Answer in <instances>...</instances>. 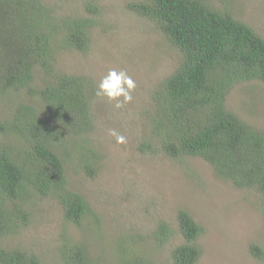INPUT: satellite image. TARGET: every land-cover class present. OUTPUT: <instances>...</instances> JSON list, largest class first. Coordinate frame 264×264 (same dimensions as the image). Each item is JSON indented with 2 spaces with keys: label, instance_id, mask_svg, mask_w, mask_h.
Masks as SVG:
<instances>
[{
  "label": "trees",
  "instance_id": "trees-1",
  "mask_svg": "<svg viewBox=\"0 0 264 264\" xmlns=\"http://www.w3.org/2000/svg\"><path fill=\"white\" fill-rule=\"evenodd\" d=\"M130 6L155 23L182 55L178 68L152 95L156 141L171 157L203 159L219 179L252 190L264 201V129L227 107L236 85L264 83V39L227 8L219 11L205 0H136ZM48 11L38 0H0V99L35 88L37 68L48 76L35 94L47 112L18 101L12 122L0 123V131L17 144L0 143V264H46L34 253L2 243L30 224L36 196L59 200L65 219L78 225L89 212L83 197L67 188V156L57 151H67L68 138L80 139L74 148L85 150L86 133L93 127L89 108L94 93L86 78L57 73L55 66L60 47L86 52L93 20L64 18L55 26ZM152 149L149 142L140 147ZM178 226L184 243L172 252V264H196L201 252L196 242L203 230L185 211L178 214ZM172 235L162 222L155 243L162 245ZM260 244L249 250L264 260ZM127 246L118 258L121 264H152ZM106 254L100 256L108 259ZM90 257L89 250L68 240L57 262L117 264L98 257L90 262Z\"/></svg>",
  "mask_w": 264,
  "mask_h": 264
},
{
  "label": "rangeland",
  "instance_id": "rangeland-1",
  "mask_svg": "<svg viewBox=\"0 0 264 264\" xmlns=\"http://www.w3.org/2000/svg\"><path fill=\"white\" fill-rule=\"evenodd\" d=\"M39 1L51 12L48 15L55 26H61L64 18L93 20L86 52L60 47L55 66L57 73L86 78L94 93L89 108L93 127L86 133L85 150L74 148L80 139L68 138L67 151L62 147L57 151L67 156L63 157L67 188L83 197L89 212L78 225L65 219L59 200L38 195L32 201L30 224L2 243L9 249L34 253L46 264H58L68 240L89 250L90 262L98 257L119 264L127 244L135 256H144L152 264H172V252L184 243L178 214L185 211L203 230L196 242L201 249L196 264H264L249 250L254 243L264 249V201L258 193L219 179L199 157H171L153 136L151 120L157 113L152 95L182 61L160 28L134 12L130 5L136 0ZM205 1L219 11L227 8L264 39V0ZM110 69L124 70L136 82L133 100L123 109L95 95L98 82ZM41 72L37 68L34 73L32 90L0 99L1 124L12 122L18 101L41 107V113L48 111L35 98L48 78ZM227 107L264 129V83L236 85ZM110 129L124 135L126 143L117 144L108 134ZM2 142L17 146L15 139L0 131ZM143 142L153 149L140 150ZM162 222L173 235L157 245L154 235ZM106 252L108 259L100 256Z\"/></svg>",
  "mask_w": 264,
  "mask_h": 264
},
{
  "label": "clouds",
  "instance_id": "clouds-1",
  "mask_svg": "<svg viewBox=\"0 0 264 264\" xmlns=\"http://www.w3.org/2000/svg\"><path fill=\"white\" fill-rule=\"evenodd\" d=\"M135 88L136 82L126 71L110 69L98 82L95 95L106 99L115 109H123L133 100L132 92ZM108 134L115 138L117 144L126 143V137L116 130L110 129Z\"/></svg>",
  "mask_w": 264,
  "mask_h": 264
}]
</instances>
